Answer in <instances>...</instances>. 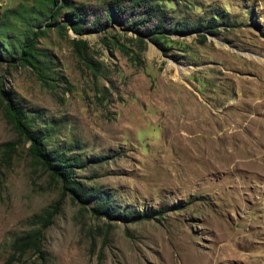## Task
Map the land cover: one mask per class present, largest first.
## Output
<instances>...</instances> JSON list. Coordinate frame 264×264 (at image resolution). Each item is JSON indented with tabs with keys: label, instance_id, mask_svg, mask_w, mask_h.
<instances>
[{
	"label": "rangeland",
	"instance_id": "obj_1",
	"mask_svg": "<svg viewBox=\"0 0 264 264\" xmlns=\"http://www.w3.org/2000/svg\"><path fill=\"white\" fill-rule=\"evenodd\" d=\"M110 1L70 0L78 32L69 7L35 24L47 86L4 51L33 0H0V89L46 152L78 158L74 186L114 209L159 210L95 214V196L81 200L30 153L0 91V264H37L32 251L5 259L13 236L38 228L51 264H264V62L246 56L264 61V0Z\"/></svg>",
	"mask_w": 264,
	"mask_h": 264
},
{
	"label": "trees",
	"instance_id": "obj_2",
	"mask_svg": "<svg viewBox=\"0 0 264 264\" xmlns=\"http://www.w3.org/2000/svg\"><path fill=\"white\" fill-rule=\"evenodd\" d=\"M109 3L112 6V11H116L114 8H118V6H116L117 0H112ZM62 7H69V10L65 11L63 15L66 17L67 23L70 27L75 32H78L80 29L81 19L83 18L81 4L72 6L70 5V0H33L31 6L26 8L24 13L19 16L24 23V36L22 40L18 41L17 47L10 44L12 43L10 42L4 49L5 56L9 55L10 57H15V59L20 63L28 65L35 72L37 78L47 86L52 84L50 81L52 78L45 74L41 65H39V60L36 57L37 51L33 45V37L35 35L33 27L43 17H46L48 20L50 19L52 23H56L55 16ZM107 15H110L109 12ZM160 17L161 15H158V18ZM193 27L198 26L194 25ZM73 49L79 57L85 60V42L83 40L74 39ZM60 78L66 81L63 75H61ZM0 91L7 99L5 104V116L12 124L17 134L19 136H23L29 141L28 149L30 153L39 159L47 168H49L53 176L60 178L62 181H67L73 193L81 200H86L90 196H95L97 198L96 205L92 208L95 214H102L106 216L111 215L115 219H119L121 221L154 217L155 213H157L159 209H153L151 211L140 209H114L110 199L105 196L104 192L94 189L86 195L85 191L81 190L77 186H74L70 181L72 172L71 168L79 161L78 158L75 155H65L63 153L51 154L46 152L41 143V136L35 129H32L29 124L23 120L21 108L10 100L7 96L6 90L0 89ZM4 144L9 145L7 147L8 149L12 147V144L9 142H5ZM103 157L104 155L93 156L95 161H98ZM51 214V211H48L44 215H36L37 220H35V222H40V226L43 227L49 222ZM8 248L10 252L5 259L7 263L20 261L21 257L26 252L32 251L36 255L37 264H51L47 260L48 256L46 250L42 247L40 228L25 230L13 236L8 243Z\"/></svg>",
	"mask_w": 264,
	"mask_h": 264
},
{
	"label": "bare ground",
	"instance_id": "obj_3",
	"mask_svg": "<svg viewBox=\"0 0 264 264\" xmlns=\"http://www.w3.org/2000/svg\"><path fill=\"white\" fill-rule=\"evenodd\" d=\"M245 54V53H244ZM246 56H248L250 59H255L256 61L258 62H264L262 59L263 58H260L258 56H253V55H250V54H246ZM173 68H175L177 70V72H181L182 71V68L178 65H174ZM182 101H181V104H182V110L184 112V114L188 117V118H197L198 116V110L192 105L190 104L189 100L187 99V97H182ZM205 118V117H204Z\"/></svg>",
	"mask_w": 264,
	"mask_h": 264
}]
</instances>
